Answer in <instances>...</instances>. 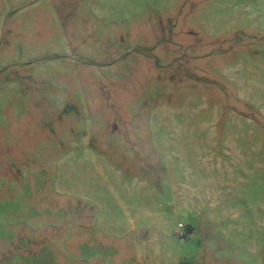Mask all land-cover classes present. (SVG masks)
<instances>
[{"label":"rangeland","instance_id":"374dc122","mask_svg":"<svg viewBox=\"0 0 264 264\" xmlns=\"http://www.w3.org/2000/svg\"><path fill=\"white\" fill-rule=\"evenodd\" d=\"M0 264H264V0H0Z\"/></svg>","mask_w":264,"mask_h":264}]
</instances>
